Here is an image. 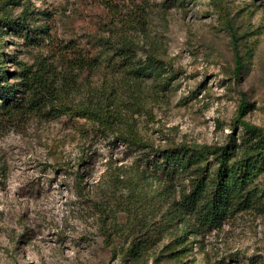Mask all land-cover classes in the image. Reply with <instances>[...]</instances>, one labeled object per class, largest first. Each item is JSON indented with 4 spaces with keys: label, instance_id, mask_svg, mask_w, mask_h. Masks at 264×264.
Segmentation results:
<instances>
[{
    "label": "rangeland",
    "instance_id": "1",
    "mask_svg": "<svg viewBox=\"0 0 264 264\" xmlns=\"http://www.w3.org/2000/svg\"><path fill=\"white\" fill-rule=\"evenodd\" d=\"M104 1L0 0V15L19 18L26 8L59 37L102 34L112 16ZM148 1L147 28L133 34L137 58L153 52L164 71L134 81L101 66L78 79L69 100L118 99L119 130L133 129L163 148L226 142L243 104H249L244 120L264 129V0H227L239 57L216 0ZM49 42L27 46L12 32L2 37L7 53L29 63L52 56ZM1 116L0 264H264V212L253 209L190 236L185 248L174 227L162 231L151 255L128 254L135 233L127 227L132 207L125 196L145 199L148 223L161 215L135 168L139 152L111 133L93 131L86 119L60 115L13 125ZM242 130L239 124L237 134ZM256 182L264 193L261 174Z\"/></svg>",
    "mask_w": 264,
    "mask_h": 264
},
{
    "label": "trees",
    "instance_id": "2",
    "mask_svg": "<svg viewBox=\"0 0 264 264\" xmlns=\"http://www.w3.org/2000/svg\"><path fill=\"white\" fill-rule=\"evenodd\" d=\"M179 1L186 0L163 2L170 6ZM103 3L112 13L103 22L105 34L95 31L81 36L71 32L63 37L55 36L48 23H39L41 17L26 8L19 18L0 15L2 119L13 125L32 118L53 119L60 115L86 119L93 131L111 133L139 152L134 160L135 168L143 186L148 188L152 207L161 215L148 223L149 216L141 212L145 199L138 193L125 196L126 207H132L127 227L135 233L126 252L134 257L151 255L150 246L161 240L165 228L179 230L176 240L185 248L190 236L220 228L225 220L239 212L249 209L264 212V193L256 182L260 174L264 180V129L244 120L249 104L239 107L226 142L200 147L181 142L163 148L144 140L133 129L127 133L119 130L118 99L101 96L94 104L81 105L69 100L78 79L101 66L134 81L165 69L163 61L153 52H147L145 59L137 58L139 43L133 34L147 28L149 1L105 0ZM216 3L219 18L229 31L239 57V37L227 0H216ZM11 32L27 46L49 38L53 57L37 56L31 63L16 60L2 46V37ZM9 60L16 61L18 66L11 70L6 63ZM239 124L243 130L237 134ZM104 233L110 236L108 227Z\"/></svg>",
    "mask_w": 264,
    "mask_h": 264
}]
</instances>
